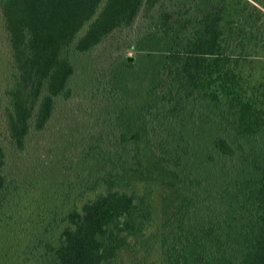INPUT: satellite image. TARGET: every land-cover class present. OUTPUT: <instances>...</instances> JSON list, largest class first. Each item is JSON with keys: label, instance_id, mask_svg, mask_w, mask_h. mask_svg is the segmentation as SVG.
I'll use <instances>...</instances> for the list:
<instances>
[{"label": "trees", "instance_id": "1", "mask_svg": "<svg viewBox=\"0 0 264 264\" xmlns=\"http://www.w3.org/2000/svg\"><path fill=\"white\" fill-rule=\"evenodd\" d=\"M176 1L0 0L9 49L7 70L0 76V103L9 142L23 151L31 132L46 127L56 100L70 98V53L95 51L141 17L147 32L140 43L149 46L142 45L148 60L140 94L156 102L151 128L157 140L151 156L174 169L184 165L191 143L179 125L184 127L186 104L192 102L209 107L204 120L217 126L212 144L218 155L246 154L253 171L252 177L225 186L207 184L202 226L179 232L167 261L189 264L181 260L177 243L195 247L200 264L209 257L216 260L210 241L225 229L228 264H264V160L257 149L264 139V81L240 68L248 58L264 60L262 11L246 0H190L179 6ZM127 60L129 66L135 61ZM122 114L129 129L119 137L124 151L92 148L104 185L96 180L87 187L92 196L63 213L55 237L41 241L38 264H111L120 251L130 249L131 239L143 246L148 242L144 235L156 221L152 185L125 188L118 183L128 180L124 164L133 153L128 144L142 137L136 113L123 109ZM7 162L0 139V240L8 234V209L20 191ZM220 188L221 194H212ZM182 208L176 209V220L188 206ZM2 257L0 264H18L17 258Z\"/></svg>", "mask_w": 264, "mask_h": 264}, {"label": "rangeland", "instance_id": "2", "mask_svg": "<svg viewBox=\"0 0 264 264\" xmlns=\"http://www.w3.org/2000/svg\"><path fill=\"white\" fill-rule=\"evenodd\" d=\"M165 1L169 4L171 0ZM189 1L178 0L175 4L179 6ZM246 1L262 11L260 18L264 23V0ZM142 25L145 23L139 17L131 29L117 32L95 51L69 54L74 65V75L69 82L71 96L56 100L55 111L46 127L31 132L23 151H17L9 142L0 103V139L6 146L7 164L12 175L18 176L20 189L8 209V234L0 240V246H4L0 250L2 261L7 254L17 258L18 264H38L43 252L41 241H51L55 237L63 213L80 208L92 196L87 187L96 180L100 182L99 187L104 185L100 180L102 168L90 152L96 145L101 149L124 151L119 137L129 129L123 109L136 113L139 128H133V122L129 125L141 129L142 137L139 143L128 144L133 150L127 157L128 163L124 164L125 170L129 171L128 180H119L118 183L125 188L138 186V183L152 185L156 221L144 235L148 238L144 246L139 240L131 239L130 249L120 251L111 264H178L175 260L167 261L170 257L168 251L173 250L179 232L189 233L195 225L202 226L207 184L225 186L253 176L246 154L226 159L218 155L212 144L217 126L212 121L205 122L206 114H210L209 107L192 102L186 104L184 127L179 125L191 143L184 165L174 169L151 156L157 140L151 128L154 120L151 111L156 102L140 94L148 60V52L142 45L149 46L147 42L140 43V38L147 32ZM8 50L0 12V76L7 70ZM129 58L135 60L130 66ZM240 68L264 81L262 58H248ZM192 112L196 114L193 118ZM132 118L134 115H129V119ZM246 145L252 146L251 142ZM257 149L259 160H264V139ZM213 190V195L222 193L221 188ZM180 204H183L182 209L185 206L188 209L185 216L180 213L176 220L175 211ZM210 242L218 258L212 261L209 257L202 264H228L225 229L214 235ZM177 248L183 251L180 255L183 262L200 264L195 247L177 243Z\"/></svg>", "mask_w": 264, "mask_h": 264}]
</instances>
